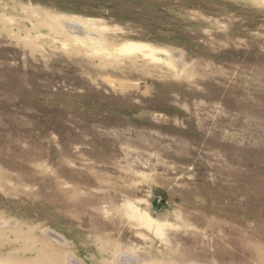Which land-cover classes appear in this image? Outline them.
Returning <instances> with one entry per match:
<instances>
[{
    "label": "rangeland",
    "instance_id": "obj_1",
    "mask_svg": "<svg viewBox=\"0 0 264 264\" xmlns=\"http://www.w3.org/2000/svg\"><path fill=\"white\" fill-rule=\"evenodd\" d=\"M0 264H264V0H0Z\"/></svg>",
    "mask_w": 264,
    "mask_h": 264
}]
</instances>
